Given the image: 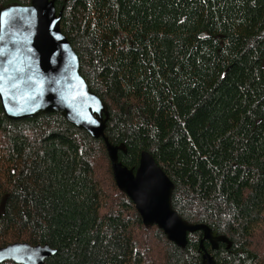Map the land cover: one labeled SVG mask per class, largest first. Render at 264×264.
Wrapping results in <instances>:
<instances>
[{
  "label": "trees",
  "instance_id": "trees-1",
  "mask_svg": "<svg viewBox=\"0 0 264 264\" xmlns=\"http://www.w3.org/2000/svg\"><path fill=\"white\" fill-rule=\"evenodd\" d=\"M54 7L118 160L135 169L141 151L153 156L178 215L229 240H203L216 264H264V0ZM202 234L180 247L145 226L101 137L59 112L9 119L0 103V247L47 243L44 264H203Z\"/></svg>",
  "mask_w": 264,
  "mask_h": 264
},
{
  "label": "water",
  "instance_id": "water-1",
  "mask_svg": "<svg viewBox=\"0 0 264 264\" xmlns=\"http://www.w3.org/2000/svg\"><path fill=\"white\" fill-rule=\"evenodd\" d=\"M60 17L54 0H29L0 9V103L4 114L17 120L59 112L93 138L101 137L115 184L131 199L142 223L156 224L180 247L186 245L187 232L202 230V262L216 264L202 246L203 240L212 249L218 242L229 245V240L203 223L191 224L178 215L171 205L174 184L153 156L141 151L135 169L118 160L117 151L123 146L112 145L104 134L106 105L80 74L78 56L61 32ZM55 252L47 243L12 242L0 247V263L44 264Z\"/></svg>",
  "mask_w": 264,
  "mask_h": 264
},
{
  "label": "bare ground",
  "instance_id": "bare-ground-1",
  "mask_svg": "<svg viewBox=\"0 0 264 264\" xmlns=\"http://www.w3.org/2000/svg\"><path fill=\"white\" fill-rule=\"evenodd\" d=\"M180 216V215H179Z\"/></svg>",
  "mask_w": 264,
  "mask_h": 264
},
{
  "label": "rangeland",
  "instance_id": "rangeland-1",
  "mask_svg": "<svg viewBox=\"0 0 264 264\" xmlns=\"http://www.w3.org/2000/svg\"><path fill=\"white\" fill-rule=\"evenodd\" d=\"M29 3V2H28Z\"/></svg>",
  "mask_w": 264,
  "mask_h": 264
}]
</instances>
